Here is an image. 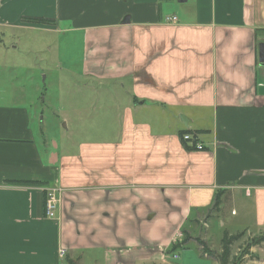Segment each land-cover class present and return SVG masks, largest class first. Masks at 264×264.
<instances>
[{
    "label": "crops",
    "instance_id": "crops-1",
    "mask_svg": "<svg viewBox=\"0 0 264 264\" xmlns=\"http://www.w3.org/2000/svg\"><path fill=\"white\" fill-rule=\"evenodd\" d=\"M192 7L169 21L156 0H0V29L80 32L82 75L130 89L123 131L77 153H42L30 110L0 103V264H59L65 254L82 264L84 252L101 253L94 264H161L186 222L220 211L225 196L244 217L242 201L252 203L264 231V0ZM149 110L168 128L145 121ZM52 185L61 191L48 218Z\"/></svg>",
    "mask_w": 264,
    "mask_h": 264
},
{
    "label": "rangeland",
    "instance_id": "rangeland-1",
    "mask_svg": "<svg viewBox=\"0 0 264 264\" xmlns=\"http://www.w3.org/2000/svg\"><path fill=\"white\" fill-rule=\"evenodd\" d=\"M156 2L165 17L194 8L193 0ZM83 55L80 32L0 29V103L19 104L30 110L32 126L44 154L48 149L55 153H77L84 144L109 141L117 136L118 131H123L119 108H123L130 98L129 87L125 82L82 75ZM156 114L149 110L142 117L156 131L167 129L168 125L162 123ZM231 198L225 196L220 211L212 209L196 221V226L187 221L184 236L192 238L193 231L197 235L195 238H200L208 248L218 252L224 231L235 234L246 229L245 235L231 246L233 253L239 252L250 237L259 232L254 226L252 203L242 201L248 215L244 217L241 203L236 204ZM220 199L222 202V196ZM234 205L238 213L230 215ZM214 213L219 215L216 217ZM257 247L250 248L252 256L245 255L246 263L264 264V246ZM202 254L193 241H188L185 247L171 253L161 264H213L212 258ZM65 255L59 264H66L65 259L69 256ZM81 255L82 264L102 261L101 253L84 252Z\"/></svg>",
    "mask_w": 264,
    "mask_h": 264
},
{
    "label": "trees",
    "instance_id": "trees-1",
    "mask_svg": "<svg viewBox=\"0 0 264 264\" xmlns=\"http://www.w3.org/2000/svg\"><path fill=\"white\" fill-rule=\"evenodd\" d=\"M22 20L33 23H51L52 20L39 18V17H22ZM185 131V130H184ZM182 135V134H181ZM183 136V135H182ZM221 191L216 193L213 207L218 208L221 204ZM246 230L236 232L235 234H229L228 231H224L220 239V248L218 252L207 247L206 243L200 238H195V240L201 246V251L203 254H206L212 258L215 264H249L244 260L245 255L252 256L250 251L251 247L259 246L264 243V231L250 237V239L245 243L242 249H239V252H232V244L234 241L239 240L245 235ZM189 237L185 235L180 241H175L170 244V247L167 250V253H173L180 248H183L187 243ZM66 264H78L77 260L72 258L65 259Z\"/></svg>",
    "mask_w": 264,
    "mask_h": 264
},
{
    "label": "built area",
    "instance_id": "built-area-1",
    "mask_svg": "<svg viewBox=\"0 0 264 264\" xmlns=\"http://www.w3.org/2000/svg\"><path fill=\"white\" fill-rule=\"evenodd\" d=\"M166 18V20L174 19ZM184 141L192 143L196 149H202L203 145L198 141L195 133L186 132L182 136ZM61 188L58 185H52L45 189V214L48 218H54L55 211L59 204V195ZM175 257V255H174Z\"/></svg>",
    "mask_w": 264,
    "mask_h": 264
},
{
    "label": "water",
    "instance_id": "water-1",
    "mask_svg": "<svg viewBox=\"0 0 264 264\" xmlns=\"http://www.w3.org/2000/svg\"><path fill=\"white\" fill-rule=\"evenodd\" d=\"M129 19L126 17L123 23H128ZM257 59L261 65H264V42H260L257 45ZM180 120L183 122L185 126L188 125L189 119L184 115L180 116Z\"/></svg>",
    "mask_w": 264,
    "mask_h": 264
},
{
    "label": "bare ground",
    "instance_id": "bare-ground-1",
    "mask_svg": "<svg viewBox=\"0 0 264 264\" xmlns=\"http://www.w3.org/2000/svg\"><path fill=\"white\" fill-rule=\"evenodd\" d=\"M174 17V16H173ZM169 18H172V17H169ZM176 19V17L174 18V19H171V20H169V21H173V20H175Z\"/></svg>",
    "mask_w": 264,
    "mask_h": 264
}]
</instances>
